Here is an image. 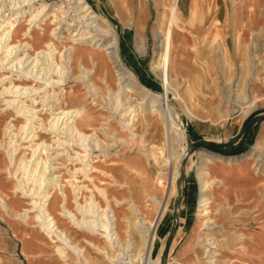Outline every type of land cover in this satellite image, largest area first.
I'll list each match as a JSON object with an SVG mask.
<instances>
[{"label": "rangeland", "instance_id": "1", "mask_svg": "<svg viewBox=\"0 0 264 264\" xmlns=\"http://www.w3.org/2000/svg\"><path fill=\"white\" fill-rule=\"evenodd\" d=\"M53 1L64 2L58 14L74 23L71 30L89 29L88 23L82 22L84 19L78 17L72 7L74 0L70 4L67 0H48ZM87 1L100 14L94 22L97 26L90 29L92 34L109 38V33L104 31L114 27L127 76L134 79L139 90L145 85L161 93L163 86L156 68L161 57L154 33L158 29L164 32L172 0ZM178 17L171 37L169 94L183 136L178 138L156 110L147 108L127 129L119 110L113 108L118 102L112 93L120 92L121 109L127 106L124 98L127 93L135 97L131 99L132 105L147 102L134 90L120 89L122 80L106 54L99 53L94 60L84 61L93 70L90 80L96 91L76 77L81 71L79 63L72 60L66 64L69 78L66 77L62 85L67 90L65 104L68 107L84 105L86 115L80 120V127L88 133L96 132L97 139L100 138V144L93 145L92 149V180L85 178L81 171L75 176L79 183L88 184L94 190L103 206L106 203L96 185L106 189L125 245L131 238L138 249L145 252L142 231L146 223L150 225L148 239H154V244L148 253L155 259L160 256V264L165 251H168L165 264H264V161L254 153L241 162H226L211 154L239 156L247 151L254 152L257 142L264 146V0H178ZM53 19L52 15L48 23L50 28L54 27ZM69 32L66 29L60 32L67 46L73 43ZM23 36L21 31L18 38ZM37 46H42V41ZM58 46L62 47L63 43L58 42ZM239 85H243L241 91L245 92L247 100L237 97ZM1 97L0 94V102ZM255 101L256 106L243 116L246 106ZM48 114H43L46 120ZM11 116V111L2 116V139L3 126ZM43 136L48 142L52 139L48 131ZM190 146L192 149L184 166L180 165L184 176L179 197L178 177L174 182L171 178L173 160L176 151L183 152L187 148L188 154ZM206 157L211 158L205 163L209 179L213 181L208 193L213 194L211 216L216 222L209 230L215 241L210 246L211 253H206L201 240L207 227L203 225V218L197 217L200 194L197 172ZM56 165L57 173L62 175L72 196V187L67 182L72 176L68 169L82 164L61 156ZM5 166L6 153L0 149V183L11 194L10 187L15 181L5 169L1 170ZM88 187L82 189L81 200L91 194ZM154 195L166 208L163 217L160 205L154 204ZM116 197L123 203L116 204ZM72 199L70 207L78 212ZM179 199L176 223L174 213ZM24 200H18L13 207L20 210L28 206ZM138 208L142 212L138 217L142 219L136 223L134 210ZM127 220L134 221L129 229ZM60 225L84 248V256L71 253L69 258H62L56 251L58 242L49 238L34 219L25 223L14 214L9 216L0 210V264L117 263H112L110 256L117 258L121 249L111 247L101 234L74 228L64 218Z\"/></svg>", "mask_w": 264, "mask_h": 264}, {"label": "bare ground", "instance_id": "2", "mask_svg": "<svg viewBox=\"0 0 264 264\" xmlns=\"http://www.w3.org/2000/svg\"><path fill=\"white\" fill-rule=\"evenodd\" d=\"M67 1H69V4L75 3L72 7L77 12L78 17L84 19L82 22L88 23V30L83 29V27L71 30L74 23L59 16L58 10L64 2L0 0V87H2L0 91L2 96L0 124L3 115L9 111L13 115L3 126L4 138H0V149L5 151L7 157V166L1 168V170L5 169L9 177H12L15 181L10 187L11 194L7 193L0 183V210L9 216L14 214L15 217L25 223H28L30 218L34 219L49 238L54 242H58L55 245L56 251L62 258H69L71 253L77 256H84L85 254L84 248L76 244L68 231L60 225L61 218H64L74 228L101 234L111 247L118 246L121 252L117 257L118 259L115 256H110L112 263L160 264V256L155 259L148 253L150 247L154 244V239H148L150 225L146 223L145 227L143 224L145 228L143 227L144 230L142 231L143 247H141L146 249L145 252L140 248L138 249L131 238L127 240L128 244L125 245L118 230V218L106 189L96 185L98 194L106 203L103 206L94 190L89 188L88 184L79 183L76 178V172L81 171L85 178L92 180L91 171L94 167L92 164V149L93 145L100 144V138L97 139L98 134L96 132L88 133L80 127L79 122L86 115V108L84 105L68 107L65 104L67 90L62 85L68 77L66 64L74 60V63H79L81 71L76 77L87 82V86L96 91L90 80L93 70L87 67L84 61L89 58L94 60L99 53H104L111 60L117 75H120L119 79L122 80L119 82L120 89L131 92L134 90L141 95L143 101L147 102L145 105H132L131 101L135 97L131 93H127L124 97L127 100V106L121 109L119 106L122 105L123 100L119 101L120 92L112 93V96L114 94V98L118 102L113 108L115 111L119 110L121 119L127 129L131 128L135 118L146 111L147 108L151 111L156 110L163 122L169 124L176 136L181 138L183 136L182 127L175 116L172 97L169 94L171 37L174 25L180 17H178V0L171 1V11H169L164 32L160 33L158 29L154 33L158 55L161 57V61H158L156 66L163 86L161 93L145 85H141L139 90L134 79L127 76V70L122 65L120 57L118 33L114 27L104 31L109 33V38L98 37L96 33L92 34L93 32L90 29L93 25L97 26V22L95 24L94 22L100 14L93 9V6L87 0ZM6 3L10 7L4 9ZM52 15L55 17L52 20L54 27L50 28L48 23ZM64 29L70 30L69 33L73 42L70 46L64 44V36L60 35V32H63ZM82 29L83 31H81ZM21 31L25 36L18 38ZM40 41H42V46H37ZM58 42L63 43V46H58ZM221 59L224 61L223 65L226 66L224 55ZM98 63L97 60L96 64L98 65ZM242 87L243 85H239L237 97L242 96L243 99L247 100L245 92L241 91ZM256 102L246 106L247 109L243 111V116H247L251 112L256 106ZM47 112L49 113L48 120L43 116ZM43 129H45L44 132L48 131L51 134V141L48 142L44 139ZM166 129L167 126L165 132H167ZM253 153L256 156L258 155V159L261 158L264 161V146L260 142H257L254 146V152L247 151L239 156H226L211 152L218 159L226 162H241L248 159ZM186 155L187 148L183 152L176 151L172 165L173 176L171 178H173V182L180 174V165ZM61 156H66L71 162L77 160L82 164L80 167H69L68 169L72 176L71 179L67 180L73 190L72 196L68 192L66 183L63 182L62 175L58 174L56 170L58 168L56 163H58ZM205 159L204 162L199 164L197 172L200 184L197 217L203 218V225L207 227V230L201 236V240L206 253H211L213 250L210 246L214 245L215 241L212 240L213 235L212 233L209 234V230L211 225L214 224L215 226L216 222L211 216L212 205L210 203L213 194L208 193L211 190L210 186L213 181L209 179L210 172L205 163L211 158L206 157ZM86 187L90 189L91 194L89 196L84 195V200H81L82 189ZM71 198H73L72 200L78 212L70 207ZM21 199H25V204L28 206L17 210L13 205H16L15 203ZM152 199L155 205H160V214L163 217L166 211L164 204L161 205L163 201L155 195ZM115 202L118 205L123 203L117 197ZM134 211L136 213L135 222L137 223L138 219H142L138 217V214L142 212L139 208ZM132 220H127L129 222L128 226H130L128 229L134 223V221L132 223ZM151 223L153 224L152 221ZM204 234H207V236L204 237Z\"/></svg>", "mask_w": 264, "mask_h": 264}, {"label": "water", "instance_id": "3", "mask_svg": "<svg viewBox=\"0 0 264 264\" xmlns=\"http://www.w3.org/2000/svg\"><path fill=\"white\" fill-rule=\"evenodd\" d=\"M191 146L188 150V154L184 157V159L182 160V166H184L185 162H186V157L189 155L190 151H191ZM184 176V172H180L179 176H178V179H177V185H178V193H179V197L182 196V187H181V180ZM179 205H180V199L179 201H177L176 205H175V213H174V216H175V220H176V223H177V220H178V211H179ZM177 229V224L174 226V231H176ZM168 258V251H165L164 252V256L162 257V264H165L166 263V260Z\"/></svg>", "mask_w": 264, "mask_h": 264}, {"label": "built area", "instance_id": "4", "mask_svg": "<svg viewBox=\"0 0 264 264\" xmlns=\"http://www.w3.org/2000/svg\"><path fill=\"white\" fill-rule=\"evenodd\" d=\"M6 4H8V3H6ZM7 7H10L9 4L7 5ZM36 69H37V68H36Z\"/></svg>", "mask_w": 264, "mask_h": 264}]
</instances>
